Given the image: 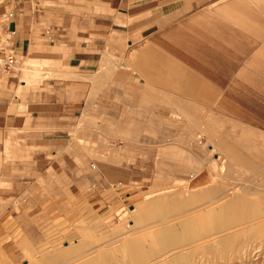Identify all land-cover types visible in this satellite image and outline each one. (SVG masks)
<instances>
[{"label":"crops","instance_id":"0c3cea01","mask_svg":"<svg viewBox=\"0 0 264 264\" xmlns=\"http://www.w3.org/2000/svg\"><path fill=\"white\" fill-rule=\"evenodd\" d=\"M0 51L17 60L0 73V232L15 238L11 255L34 237L25 224L38 215L33 202L49 201L32 196L25 168L71 190L73 127L84 140L94 121L99 158L131 182L198 167L210 177L197 154L201 129L222 126L217 118L264 135V0H0ZM30 61L42 75L32 84L18 72ZM226 136L220 156L233 159L242 142L250 151L264 144L247 132ZM41 147L53 160H39ZM99 167L94 186L105 193L121 177Z\"/></svg>","mask_w":264,"mask_h":264},{"label":"rangeland","instance_id":"374dc122","mask_svg":"<svg viewBox=\"0 0 264 264\" xmlns=\"http://www.w3.org/2000/svg\"><path fill=\"white\" fill-rule=\"evenodd\" d=\"M35 65L41 64L30 61L18 70V72H22L24 80L30 84L37 82L40 79L39 76H42L32 70ZM48 65L51 64L46 61L42 63V66ZM217 122L222 126L201 129L199 138L201 149L197 154L200 164L207 167L211 178L205 170L198 167L196 171L192 169L185 176H177L176 178L173 174H155L148 176L147 180L143 182L126 180L127 174H124L122 168H112V159L108 157L99 158L101 151L95 142L94 121L89 122L86 127L87 132H83L87 135V138H83L84 140H80L81 129L73 127L72 141L69 145L66 144L67 151L70 150L71 152L70 192L67 189L65 191L62 189L63 184L60 186L58 182H54L55 176L48 175L49 182L46 183L41 178L38 180L32 177L31 170L25 168L26 181L36 179V183L31 185L32 196L40 197V199L44 196L49 201L39 202V207H36L38 202H33L34 210L38 215L34 216V222L31 223L29 217L25 224L34 226V230L28 232V235L34 237L24 238V248L21 255L15 256L11 255L10 252L7 253L6 245L15 242V238L3 237L0 232V264H84L87 262L88 264H125L126 262L128 264H162L163 261L169 260L177 252L178 254L185 253L192 248L198 249L194 256V264H264V226L246 242H243L242 238H238L231 251L227 250L223 253L218 247H212L211 250H204L201 247V244L206 243V240L213 239L215 241L221 235L230 234L231 231L241 227L243 229L244 225L246 228L251 224L258 223L260 219H263L259 218L260 215L258 214H256L257 217L252 215L246 222L224 231L197 235L200 227L199 220L207 216L208 210L216 207L219 202L208 204L209 206L207 203L212 200L216 201L224 190H230L228 196L237 192L254 200L256 207L264 206V199L262 198L264 194V151H262L264 147L262 148V145L264 144L257 143L256 149L250 151L247 150L246 143L242 142L241 150L233 152L235 158L233 159L228 154L220 156L224 151L219 142L221 136L232 137L239 132H247L258 137H264V135L219 118H217ZM203 135L206 137L205 141L201 140ZM209 144H213V147ZM212 148H214L213 151H211ZM22 150L20 153L25 155L22 161L24 163L31 162L30 157L34 152L29 149ZM41 150L46 152L47 158L42 156L40 161L53 160L54 155L51 148L41 147ZM64 151L62 143L59 148L60 158L56 159L58 163L64 161ZM242 156L247 161L241 159ZM66 161L68 160L66 159ZM114 161L119 163L120 160L116 158ZM1 162L0 158V170ZM101 162L104 164L105 174L116 171L115 175L121 177L112 182L113 184L109 185L111 189L105 193L96 190L94 186L100 178L99 163ZM183 162L191 163V160L185 158ZM93 165H97V167L95 168ZM157 170L162 169L158 168ZM118 171L122 172L118 173ZM165 171H171V169H165ZM191 174L193 176L196 174L207 175L210 183L206 187L215 188L214 195L216 198L213 195L208 202L207 200L198 201L192 198L194 189H189L188 193L182 191L189 178L191 179ZM3 186H5L4 179L0 175V188ZM59 186L61 189L57 190ZM200 188L203 190L205 186ZM69 193L71 202H61L60 199L67 198ZM154 200H158V206L160 203L162 206H152L153 203L151 202ZM182 202H189V204L184 205ZM161 207L168 208L174 213L159 221L162 218L159 213L163 211ZM160 208L161 210H159ZM150 212L152 215L149 214ZM188 220L191 221V225L186 231L183 223ZM163 226L172 228L169 233L172 243L169 244V247L161 246L157 237L158 230ZM246 234L243 232L240 236L244 237ZM240 245H243L242 247L247 245L246 249H239ZM131 247L135 250H130ZM148 248L159 249V251L155 250L154 254ZM148 251L150 253H146ZM132 253L133 255H131ZM57 255L64 258L52 259ZM102 257L104 258L102 259ZM124 259L125 261H123ZM97 260L101 263H97Z\"/></svg>","mask_w":264,"mask_h":264},{"label":"bare ground","instance_id":"6f19581e","mask_svg":"<svg viewBox=\"0 0 264 264\" xmlns=\"http://www.w3.org/2000/svg\"><path fill=\"white\" fill-rule=\"evenodd\" d=\"M264 151V150H262ZM223 158V157H222ZM227 158V157H226ZM243 160L247 161L245 157L242 156ZM255 160V159H254ZM224 181V180H223ZM209 179L207 177V175L204 174H196L195 176H193L191 174V179L189 178V181L186 183V187L184 188V190L182 191H189V189H194V193L192 195V198L194 200H198V201H204V200H211V196L214 195L215 193V188H208L206 187L209 184ZM222 183V182H221ZM178 184V183H177ZM201 186H205V188L203 190H200ZM237 187V186H236ZM188 188V189H187ZM182 189V188H181ZM220 190V189H219ZM236 191V190H235ZM172 192V191H171ZM188 193V192H187ZM230 193V190H224L219 198L216 201H211L207 203V206H209L211 203L213 202H219L218 205L216 207L211 208L210 210H208V214L207 216H205L203 219L199 220V233H197V235H202V234H207L209 232H214V231H224L225 229H229L232 228L236 225L242 224V222H246L248 219H250V217L252 215H255V217H257L256 214L260 215L259 218H263L260 219V221H258V223L256 224H251L250 226L245 228L240 229L238 228V230H234L231 231L230 234H225V235H221L218 237L217 240H206V243L201 244V247L204 250H211L212 247H218L220 248V252H226L231 251L234 248L235 242L238 238H242L243 242H246L248 240H250L255 233L261 229L264 226V206L258 208L256 207V202L252 199H250L249 197H246L242 194H238L233 193L231 195L228 196V194ZM186 194V193H185ZM169 196V194H168ZM186 196V195H185ZM216 198V195H214ZM218 196V195H217ZM225 196H228V198H225ZM210 198V199H209ZM262 198L264 199V194L262 195ZM164 199V198H163ZM152 206H158V200H154ZM150 203V204H151ZM182 204L184 205H188L189 202H182ZM209 204V205H208ZM162 206V203L159 204V206ZM158 206V207H159ZM163 209V211L159 212L161 217L159 221H162L163 218H167L168 216L172 215L174 212L165 209V207H161ZM161 208L159 210H161ZM207 208V207H206ZM151 209V208H150ZM170 209V208H169ZM172 209V208H171ZM193 209V208H192ZM187 212V210H186ZM152 212H150L149 214H151ZM154 213H156L154 211ZM158 213V212H157ZM197 214V213H196ZM152 215V214H151ZM158 215V214H157ZM175 215V214H174ZM193 215V214H192ZM195 215V213H194ZM193 215V216H194ZM188 216V215H187ZM150 217V216H149ZM191 217V216H190ZM154 218V217H153ZM188 218V217H186ZM197 218V217H196ZM182 223V222H181ZM184 225V229L186 231H188L190 225H191V221H185L183 223ZM172 231L171 227H161L158 230V235L157 237L159 238L160 242H161V246L163 247H169V244L172 243V239L169 237V233ZM198 232V231H197ZM243 232L247 233L246 235H244V237H241L240 235L243 234ZM131 234V233H130ZM137 236V235H136ZM135 238V237H134ZM157 239V238H156ZM136 240V239H135ZM126 242V241H125ZM205 242V241H204ZM124 243V242H123ZM138 243V242H137ZM250 243V242H249ZM248 243V244H249ZM261 243V242H260ZM126 244V243H125ZM136 244V243H135ZM194 244V243H193ZM259 244V243H258ZM133 245V244H131ZM124 246V244H123ZM155 246V245H154ZM171 246V245H170ZM243 245H240L239 249H246V246L242 247ZM249 246V245H248ZM257 246V245H256ZM125 247V246H124ZM139 247V246H138ZM195 247V246H194ZM238 247V245H237ZM252 247V246H251ZM255 247V246H254ZM127 248V246H126ZM132 248V247H131ZM124 249V248H123ZM122 249V250H123ZM150 248H148L149 250ZM128 250V249H127ZM132 251V249H130ZM154 251L159 249H150L149 251ZM161 250V249H160ZM217 250V249H216ZM235 250V249H234ZM146 252V253H150V252ZM109 252V251H108ZM124 252V250H123ZM157 252V251H156ZM198 252L197 248H192L191 250H189L188 252H182L180 254H174L169 260H165V262L163 261L162 264H194V256L195 254ZM128 253V252H127ZM176 253V252H175ZM238 253V252H237ZM248 253V252H247ZM108 254V253H107ZM125 254V253H123ZM135 254V252H134ZM155 254V253H154ZM219 254V253H218ZM230 254V252H229ZM246 254V252H245ZM62 255V254H61ZM103 255V254H102ZM133 255V253L131 254ZM153 255V254H152ZM93 256V255H92ZM99 256V255H98ZM105 256V255H104ZM130 256V255H128ZM148 256H150L148 254ZM62 256H54L52 259H60ZM134 257V256H133ZM253 257V256H252ZM64 258V257H62ZM61 258V259H62ZM99 258V257H98ZM104 257H102L103 259ZM220 259V258H219ZM245 259V258H244ZM107 260V259H105ZM104 260V261H105ZM130 260V258H129ZM221 260V259H220ZM103 261V260H101ZM103 261V262H104ZM125 261V259L123 260ZM97 263H101L97 260ZM127 263V262H126ZM125 263V264H126ZM131 263V262H130ZM161 263V262H160ZM84 264H88L84 263ZM128 264V263H127ZM134 264V263H133Z\"/></svg>","mask_w":264,"mask_h":264},{"label":"built area","instance_id":"2783aa9c","mask_svg":"<svg viewBox=\"0 0 264 264\" xmlns=\"http://www.w3.org/2000/svg\"><path fill=\"white\" fill-rule=\"evenodd\" d=\"M17 66V60L12 54L0 51V73L13 70ZM95 167V165H93Z\"/></svg>","mask_w":264,"mask_h":264}]
</instances>
